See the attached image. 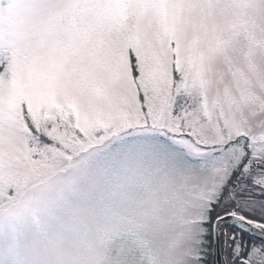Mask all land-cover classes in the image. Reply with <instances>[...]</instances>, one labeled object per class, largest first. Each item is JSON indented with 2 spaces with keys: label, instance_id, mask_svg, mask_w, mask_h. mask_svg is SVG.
<instances>
[{
  "label": "snow or ice",
  "instance_id": "1",
  "mask_svg": "<svg viewBox=\"0 0 264 264\" xmlns=\"http://www.w3.org/2000/svg\"><path fill=\"white\" fill-rule=\"evenodd\" d=\"M134 2L0 0V213L64 207L70 264H212L214 251L264 264L255 106L196 99L175 66L161 77L140 49L91 58L39 98L21 87L49 36L65 53L81 34L102 47L117 39L115 6Z\"/></svg>",
  "mask_w": 264,
  "mask_h": 264
},
{
  "label": "rangeland",
  "instance_id": "2",
  "mask_svg": "<svg viewBox=\"0 0 264 264\" xmlns=\"http://www.w3.org/2000/svg\"><path fill=\"white\" fill-rule=\"evenodd\" d=\"M113 18L117 39L102 47L81 34L65 53L53 33L45 45L51 54L33 64L21 87L39 98L63 89L91 58L117 49L126 58L128 49H140L161 77L175 66L194 98L239 101L246 115L255 106L249 118L264 120V0H135L117 4ZM65 216L54 203L11 217L0 213V264H70L76 249L59 222Z\"/></svg>",
  "mask_w": 264,
  "mask_h": 264
},
{
  "label": "water",
  "instance_id": "3",
  "mask_svg": "<svg viewBox=\"0 0 264 264\" xmlns=\"http://www.w3.org/2000/svg\"><path fill=\"white\" fill-rule=\"evenodd\" d=\"M229 225L233 226V227H238L240 231L246 233L248 236L250 237H254L256 240H260L261 237L259 236V234L251 229H249L248 227H245L243 225H235L233 221L229 220ZM212 264H223V259L221 257V255L217 252H213V260H212Z\"/></svg>",
  "mask_w": 264,
  "mask_h": 264
}]
</instances>
